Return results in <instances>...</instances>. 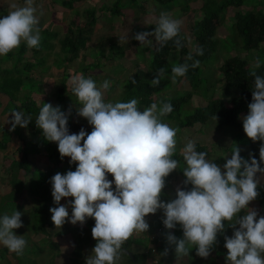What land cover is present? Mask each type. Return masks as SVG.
I'll use <instances>...</instances> for the list:
<instances>
[{"label":"clouds","instance_id":"clouds-1","mask_svg":"<svg viewBox=\"0 0 264 264\" xmlns=\"http://www.w3.org/2000/svg\"><path fill=\"white\" fill-rule=\"evenodd\" d=\"M10 8L0 18V56L18 48L21 42L37 48L41 40L34 0H24L23 6L12 3ZM181 23L162 12L154 32L137 33L133 38L140 44L151 45L148 37L154 36L163 44L178 36ZM175 44L182 46L178 39ZM196 54L203 55V49H197ZM187 59L191 60L192 56ZM199 63L197 60L191 67L197 68ZM188 69L187 63L173 66V82L176 77L185 76ZM164 74L165 69L161 68L151 85L158 86ZM252 75L254 90L249 114L243 118V130L253 142H264V77L254 72ZM68 83L82 105L78 115L93 126L91 133L81 129L78 134H69L70 111L65 113L60 106L53 107L50 103H43L36 124L47 141L58 144L61 158L69 157L77 165L75 171L52 177V196L57 206L50 212L56 228H62L66 221L83 225L87 218L95 220L91 231L97 243L86 264H117L125 242L134 234L147 232L149 224L145 217L154 215L158 209L164 212L166 229H174L178 224L183 229V239H177L170 232L166 235L168 244L175 245L176 256H188L195 247L197 256L208 258L217 234L225 231L226 221L233 228L239 225L231 238L224 237L228 264H264L261 255L264 253V216L257 220L258 212L248 207L259 195L257 173L264 174L260 166L264 163V143L260 147L259 163L254 157L243 159L236 147L222 171L189 141L181 151L187 165L183 170L184 184L192 188H177L176 199L163 203L160 197L165 178L179 166V161L172 158L178 130L160 119L173 111L172 104L162 103L158 109L153 103L141 112L136 99L114 104L105 102L104 92L110 87L107 80L98 88L91 78L76 74ZM11 116L13 131L17 126L27 128L32 120L22 111H14ZM108 174L114 178L115 191ZM69 197L73 200L68 205L60 204ZM68 207L72 209L70 220ZM242 211L245 215L241 217ZM21 215L16 210L0 217V244L17 255H22L26 247L23 236L13 231L23 227Z\"/></svg>","mask_w":264,"mask_h":264},{"label":"rangeland","instance_id":"rangeland-1","mask_svg":"<svg viewBox=\"0 0 264 264\" xmlns=\"http://www.w3.org/2000/svg\"><path fill=\"white\" fill-rule=\"evenodd\" d=\"M62 0H34V6L37 8L36 15L39 18L38 27L41 32L46 29L52 33V40L49 42L43 36L40 40V45L48 47V43L51 44V49H42L39 55L34 57L32 49L28 47L27 53L24 58L29 60L38 59L43 62L45 66L36 68L31 72L23 70L22 63L19 64V70L21 75H17L13 71L14 63L10 62V58L18 59L19 56H15L16 52L22 45H27L26 42H21L20 46L5 56H0V86H8L12 89L15 88L18 82L24 81L22 76L32 75L33 80L31 82H25L28 87L21 88V92L13 90L11 94L18 100H22L25 96H31L34 98L38 106H43V103H50L53 107L60 106L61 111L63 109L67 113L73 112L68 119L69 134H78L81 129H84L86 133L93 129L87 119L78 115V109L82 105L78 102V99L72 93H64L63 100L58 101L57 89L63 84V79L69 75V80L76 74H82L85 78H91L99 88L105 80L110 82V87L104 92L105 102L116 103L127 89L129 79L133 76L137 69L149 71L150 59L152 56L151 51L145 53L140 51L136 54L137 49L133 46V37L137 31L144 32L145 28L151 24H156L160 14L162 12L169 13L171 18L180 20L181 31L186 35L190 45L193 47V32L194 25L202 20L207 15L208 9L203 6V0H189L187 2L188 10H181L180 7L174 8L170 12H166L160 8L155 0H137L135 4L129 3V7L122 9L120 12L124 17H111L107 12H98V20L95 26L92 28V32L85 35V40L82 43L78 42V50L76 51V57L67 62L68 55L64 54L60 49V40L66 35L68 25L72 20L87 21V10H99L102 6L111 7L114 1L117 0H78L72 11H68L61 6ZM128 0H121L124 5ZM12 3L18 6L24 5V0H0V18H4L12 9L10 5ZM121 4V5H122ZM128 4V3H127ZM140 5H144V9L141 10ZM242 11L249 10V7H239ZM238 10L234 7L226 8L224 20L220 21L219 18L213 19V26L215 36L218 41L217 51L219 55L234 56L237 55L240 58L247 59L246 53L241 49L240 44L236 43L230 52L225 51L224 42L230 37L229 27L233 23L235 11ZM42 13V15H41ZM223 42V45H222ZM145 46H151L143 44ZM104 52V58L101 59V52ZM13 55V56H12ZM59 55V56H57ZM253 55V54H252ZM179 57L178 52L172 51L169 54V58L166 67L172 68L177 63ZM62 58V59H60ZM216 59V58H214ZM65 61V62H64ZM101 62L100 69H86L90 64ZM255 59H251L250 64L255 63ZM221 63V62H220ZM220 63H216L211 69V76L207 74V78L204 77L205 83L201 85L197 90H193L191 85H187L186 82L179 81L176 77L175 82L172 80V73L167 77L170 80L169 89L163 91L155 96V102L159 107L162 105L163 100L172 99L182 96L186 91H191L192 97L187 101L181 110L180 116L174 121H166L170 127L177 129L176 136V153L182 154V149L189 142L199 143L206 147L210 152L207 160L213 162L214 159L219 156L224 158V162L219 165L223 169L227 159L231 158L233 150L238 147L240 149V155L243 159H249V147L246 139L242 141H236L234 135L237 133L233 128L225 127L220 132L215 128L218 125L217 120L212 119L204 125H195L192 128L181 127L184 121V117L191 115L196 108L205 106L211 101V98H222L226 102L231 101L230 93H225L222 89V81L219 80L218 67ZM59 67V68H58ZM169 68V69H170ZM203 72H204V68ZM157 72L149 71L151 75L150 80H153ZM67 74V75H66ZM66 75V76H64ZM18 76V77H17ZM166 77V75H164ZM163 77V78H164ZM15 78V79H14ZM18 78V79H17ZM36 78V80H34ZM14 79V80H13ZM65 81L66 85L72 90L71 85ZM216 82V86L213 81ZM7 81L9 83H7ZM12 82V83H10ZM33 89V90H32ZM236 94L237 91L232 89ZM0 89V94H1ZM235 94V95H236ZM77 102L76 104L74 102ZM16 106L11 104H5L4 97L0 96V132L2 133L1 140H4L10 145H6L5 150H0V192L4 193L5 189L9 188L8 194L0 195V214H13L16 210L21 212V221L23 227L14 229L15 233H21L20 236L26 241V247L22 255L16 253H6L2 257L1 264H15V260L18 264H86V258L92 255V251L96 245V240L92 237V231L88 229V226L83 224L72 225L70 222H65L62 228H56L52 221V214L50 209L55 206V202L52 196V177L57 174L59 164H56V154L52 156L53 149L58 152V144L55 142H49L45 138L42 139L43 143L34 142L32 132L35 130L36 117L29 115L25 110L19 109L25 113L26 116H31L32 120L28 124L27 128H21L17 126L12 132L16 136H20L21 141H14L8 137V130L6 127L12 129L10 121L13 119L11 114L14 112ZM147 108L140 106L138 110L143 112ZM249 114V113H248ZM248 114H242L243 120ZM37 129V128H36ZM91 133V132H90ZM4 134V135H3ZM32 140V141H31ZM30 148L32 172H27L26 169H20L18 162L21 158V153L17 147L21 146ZM50 150V151H46ZM260 148L257 153L258 163L260 161ZM52 157V158H50ZM63 163L70 162L69 157H64ZM1 163H3L4 170L1 172ZM5 165V166H4ZM63 166V165H59ZM66 167V165H64ZM77 165H73L74 171ZM260 166L263 168L262 164ZM187 165L180 164L176 170H174L168 177L165 178V187L162 190L160 200L163 203L172 201V198L176 196L177 188H181L183 178V170ZM41 175H40V174ZM64 174V173H62ZM259 193L256 200L252 201L248 207L255 209L258 212L257 220L264 216V174L257 173ZM114 184V181H113ZM15 188H17L15 190ZM72 200L62 199L61 205H68ZM54 204V205H53ZM33 211L35 212L33 215ZM69 217L71 219L72 209L68 207ZM3 215H0L2 217ZM245 215L244 211L240 213L242 217ZM165 215L162 209H158L154 215H148L145 217L146 222L149 224V230L145 233L137 234L131 241V246L126 250H121L120 259L117 264H133L131 257L125 252L130 254H137L144 257L142 264H158L162 259L161 264H228L226 257L228 253L225 248V239L227 236L231 238L235 230H238L239 225L235 228L230 227L225 221V231L223 234H217L216 243L213 245L211 253L208 258H201L196 255V248L194 247L188 256H176L175 245H169L166 239V235L170 232L177 239H183V229L178 224L174 229H166L163 220ZM90 218L86 219L89 222ZM95 221V220H94ZM235 220L233 221V223ZM52 227L48 230V240L58 242L59 251L55 252L49 246L42 236H36L34 234L38 228L36 227ZM58 231H62V235L57 237ZM28 247L36 248L39 250V254L29 256V259H24L27 256ZM8 249V248H7ZM167 249L169 255L165 257L164 252ZM155 250L153 253L152 251ZM41 254V255H40ZM171 254V255H170ZM40 255V256H39ZM264 256V253L261 254ZM2 256V252H0ZM28 258V257H27ZM72 258V259H71ZM212 260L210 261V259ZM35 260V261H34ZM135 264V263H134Z\"/></svg>","mask_w":264,"mask_h":264},{"label":"trees","instance_id":"trees-1","mask_svg":"<svg viewBox=\"0 0 264 264\" xmlns=\"http://www.w3.org/2000/svg\"><path fill=\"white\" fill-rule=\"evenodd\" d=\"M78 0H62L61 6L68 10L72 11L74 9V6ZM189 0H155L157 5L165 10L166 12L172 11L176 7H180L181 10L187 11L188 10V2ZM204 4L203 6L208 9L206 12L207 15L204 16L202 20L197 22L193 29V47L190 45V42L188 41L186 35L181 31H179V34L177 37L173 38V40L164 42L163 44L155 39L154 36H149L148 39L152 41L151 46H145L143 44H140L139 41L135 40L133 38V46L135 49H137L136 54H139L138 48H140V51H144L145 53L151 51L152 56L150 59V66L149 71L152 72H158L161 68L165 69L166 77L162 78L160 81V84L158 86L151 85V81L148 78H151V75L148 74L149 71L145 72L144 70L137 69L136 72L133 74V76L129 79V84L127 85V89L124 92V95L119 98L117 102H129L132 99H136L138 101L137 107L143 106L145 108H149L151 104L155 102V96L159 93L166 91L169 89L170 86V80L167 78L172 73V68L166 67L169 54L173 51L178 52L179 57L177 58L176 65H180L183 63L189 64L188 72L183 77H178V82L181 80L183 82H186L187 85H191L193 90H197L203 83H205L204 77L207 78V74H210L211 76V69L216 63H220V66L218 67V72L220 79L222 81V87L219 89H222L225 93H230L231 95V101L226 102L222 98H211V101L206 104L205 106H201L199 108H196L195 111L189 115L184 117V121L182 123L181 127L186 128H192L195 125H204L208 121L214 119L213 117H216V120L218 122V125L216 126L215 130L220 132L225 127L233 128L237 133L234 135V139L236 141H242L243 139H246V142L248 143L249 147V159L250 157H254L258 161L257 153L259 151V148L261 147V144L264 142L256 141L253 142L250 140L244 130H243V120L241 119L242 114H248L249 108L248 105L252 102V91L254 90V81L255 77L252 75V73H256V75H259L261 77H264V0H203ZM137 0H128L127 3L124 5L121 3V0L114 1L111 7H105L102 6L99 10H87L86 11V18L87 21H76L72 20L70 24L68 25L66 35L63 37V39L60 40V49L64 54L68 55L67 62H71L76 57V51L78 50V42L82 43L83 40H85V35L92 32V28L95 26L98 17V12L104 13L107 12L110 14L111 17H124V15L120 12L122 9L128 8L130 5L129 3L135 4ZM122 4V5H121ZM245 6L249 7V10L242 11L239 7ZM137 7H140L141 10L144 9V5H140ZM234 7L238 10L235 11L233 23H231L229 27V33L230 37L226 39V41L222 42V45L224 46L225 51L230 52L231 48L236 44L239 43L242 50L245 51L247 59L240 58L237 55L234 56H226L223 57V55H219L216 47L218 44V41L215 36L214 26H213V19L219 18L220 21L224 20V15L226 8ZM217 17V18H216ZM157 27L156 24H151L148 27L145 28L144 32H154L155 28ZM140 33V31H137L135 34ZM134 34V36H135ZM41 37L43 36L45 39H47L49 42L52 40V33L49 31H46L44 29L41 32ZM52 37V38H51ZM181 41V47H177L175 44V40ZM51 44L48 43V47H45L44 45H40L37 48H31L32 53L34 57L40 54L42 52L43 48L46 50L47 48L51 49ZM202 48L203 49V55H197V49ZM28 46L22 45L20 49L16 52L15 56H19L18 59L11 58L9 55L7 58H10L12 60V63H14L13 71L16 72L17 75H21V72L19 70V64L22 63V67L24 71L31 72L32 70H35L36 68H40V66L44 65L43 62H40L37 58L33 60H29L27 58H24L25 54L27 53ZM253 54V55H252ZM191 55L192 59L188 60L187 57ZM13 56V55H12ZM59 56V55H57ZM104 58V52L102 50L101 52V59ZM216 58V59H214ZM255 59V63L250 64L251 59ZM62 59V58H60ZM199 61V67L192 68L191 64L195 61ZM65 62V61H64ZM101 62L97 61V63L90 64L86 69H100ZM59 68V67H58ZM170 68V69H169ZM204 68V72L203 69ZM67 75V74H66ZM64 75V76H66ZM18 77V76H17ZM23 80L27 82H31L33 80L32 75L29 76H22ZM15 79V78H14ZM13 79V80H14ZM18 79V78H17ZM36 80V78H34ZM69 80V75L66 76L65 79H63V84L60 88L57 89L56 93H58L57 100L61 101L63 100L65 93H73L72 90L66 85L65 81ZM135 80L136 82L133 83L132 81ZM24 81H20L17 83V85H20L21 87L24 86V88L28 87ZM213 81V80H212ZM7 83H9L7 81ZM12 83V82H10ZM214 85L216 86V82H214ZM8 85V84H7ZM15 86L13 90H17L18 93L21 92V88L18 86ZM5 86H0L1 93H6ZM235 89L237 91V94L232 90ZM33 90V89H32ZM198 91V90H197ZM191 91H186L182 96L163 100L162 103H171L173 106V111L164 116L161 117V122L166 123V121H174L179 118L181 110L183 108V105L190 100L192 97ZM236 94V95H235ZM10 98V104L16 106L14 111H19V109L25 110L29 115H32L36 118H38L39 111L41 109V106H38L36 101H34V98L29 96H25L22 100H18L13 95H9ZM64 101V100H63ZM18 102L19 105H16ZM62 104H67L66 101ZM77 103L76 101L74 102ZM63 112L67 113L66 109H63ZM71 114L73 112H70ZM71 114L69 118L71 117ZM37 128V129H36ZM35 130L32 132V137H34V142L43 143L44 136L42 133V130L36 126ZM93 129H91L92 131ZM88 134H90V132ZM20 137V136H19ZM22 140V139H21ZM32 141V140H31ZM83 144V142H82ZM7 143L4 140L0 141V150L6 149ZM30 148H27L22 146L19 148V152L21 153V158L18 162V167L20 169H26L27 172L30 173V170L32 172V161L30 159L32 150H29ZM195 149L198 152H205L206 159L210 155V152L206 149L205 146L195 143ZM56 149H53V152L51 156L55 153L56 154V164L63 165V166H56L59 169H57V172L62 174H66L67 171L71 170L73 171V165L69 163H63V159L61 158L59 151L56 152ZM50 151V150H46ZM54 156V155H53ZM52 158V157H50ZM173 159L179 161L180 164L186 165V162L183 159V154L176 153L172 157ZM248 159V160H249ZM224 162V158L219 156L218 158L214 159L212 163H216L218 166ZM260 162V161H259ZM264 168V163H261ZM66 165V167L64 166ZM76 165V164H75ZM32 168V169H31ZM75 168V166H74ZM76 168L74 169V171ZM40 174V173H39ZM41 175V174H40ZM107 179L109 181H114V178L111 174L107 175ZM186 180V177L183 178L182 184H181V190H191L192 185H187L185 187L184 181ZM17 188H15L16 190ZM112 190L115 191V184H112ZM176 199V196L172 198V200ZM70 200H73V198L70 197ZM54 205V204H53ZM57 206V205H56ZM33 211V215H34ZM3 215V214H0ZM91 221L85 222V225L88 226L89 230H92V228L95 225L94 219L90 218ZM38 230L34 233L36 236H42L45 239V241L49 244L50 248L54 250L55 252L58 251V244L56 241L48 240V230L52 227H36ZM57 235H62V233H57ZM131 241L128 240L125 242V244L122 247V250H126L130 247ZM7 248L2 249V253L7 252ZM227 252V249H226ZM228 253V252H227ZM39 254V250L36 248V251L33 248L28 247V251L26 253L27 256H24V259H29V256H36ZM135 262H138V264H142V256H139L137 254H133ZM28 257V258H27ZM212 258L210 259V261ZM161 260H159L158 264H161ZM134 262V261H133ZM33 264H36L35 262H32ZM134 264V263H133Z\"/></svg>","mask_w":264,"mask_h":264},{"label":"crops","instance_id":"crops-1","mask_svg":"<svg viewBox=\"0 0 264 264\" xmlns=\"http://www.w3.org/2000/svg\"><path fill=\"white\" fill-rule=\"evenodd\" d=\"M9 55V54H8ZM7 55V56H8ZM10 62L12 63V60L10 59ZM4 89H5V91H6V93H1L0 94V96H2V97H4V99H5V104H10V98H9V95H12L11 94V92L13 91V88L11 89L8 85H5V87H4ZM16 105H19L18 104V102L16 103ZM6 130H8V137H10L12 140L14 139V141H21L20 139V137L19 136H16L13 132H12V130H11V128L10 127H6ZM4 135V134H3ZM2 138V133L0 132V139ZM8 141H10V140H7V145L9 146L10 145V142H9V144H8ZM23 146V145H22ZM21 146V147H22ZM20 146L19 147H17L16 149H18L19 150V148H21ZM2 165V167H1V172L4 170V167H3V163H1ZM5 166V165H4ZM2 185H0V187H1ZM10 192V190H9V188H7V189H5V191H4V193H1L0 192V195H4V194H8ZM70 200V197L69 198H65L64 199V201L65 200ZM55 206H56V204H55ZM59 233L61 232L62 233V231H58ZM15 235H17V236H20L21 235V233H15ZM59 236H61V235H58L57 237H59ZM134 236H137V234H134L132 237H130V241L132 240V238L134 237ZM133 241H131V243H132ZM57 244H59L58 242H57ZM130 246H131V244H130ZM3 248H7V247H5L3 244H0V252L2 251V249ZM58 251H59V245H58ZM6 253H8V254H11V253H13V252H10L9 250L7 251V252H4V253H2V256H0V264H1V260H2V257H4V255L6 254ZM41 255V254H40ZM39 255V256H40ZM169 255V253H167L166 255H164L165 257H167ZM171 255V254H170ZM72 259V258H71ZM35 261V260H34ZM36 263V262H35ZM138 263V262H137ZM15 264H18V261L17 260H15ZM48 264H51V263H48Z\"/></svg>","mask_w":264,"mask_h":264},{"label":"water","instance_id":"water-1","mask_svg":"<svg viewBox=\"0 0 264 264\" xmlns=\"http://www.w3.org/2000/svg\"><path fill=\"white\" fill-rule=\"evenodd\" d=\"M129 257H131V259H132V261H134V263L135 264H138L137 262H135V258H134V256L132 255V254H130V253H127V252H125Z\"/></svg>","mask_w":264,"mask_h":264}]
</instances>
